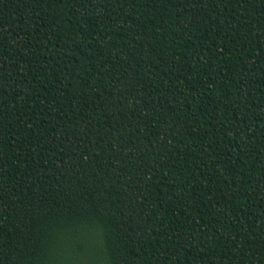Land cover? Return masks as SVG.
Masks as SVG:
<instances>
[{
	"label": "trees",
	"instance_id": "16d2710c",
	"mask_svg": "<svg viewBox=\"0 0 264 264\" xmlns=\"http://www.w3.org/2000/svg\"><path fill=\"white\" fill-rule=\"evenodd\" d=\"M0 264H264V0H0Z\"/></svg>",
	"mask_w": 264,
	"mask_h": 264
}]
</instances>
